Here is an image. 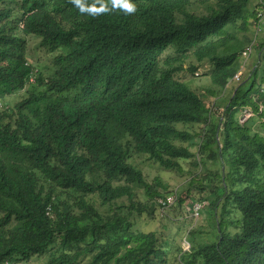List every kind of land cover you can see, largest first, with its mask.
Listing matches in <instances>:
<instances>
[{"label":"trees","instance_id":"16d2710c","mask_svg":"<svg viewBox=\"0 0 264 264\" xmlns=\"http://www.w3.org/2000/svg\"><path fill=\"white\" fill-rule=\"evenodd\" d=\"M260 1L82 0L108 9L92 16L0 0V264H264V33L242 57ZM32 36L55 53L43 68ZM191 57L208 89L176 77ZM161 171L186 179L171 190ZM174 191L208 202L215 241L140 229Z\"/></svg>","mask_w":264,"mask_h":264},{"label":"rangeland","instance_id":"374dc122","mask_svg":"<svg viewBox=\"0 0 264 264\" xmlns=\"http://www.w3.org/2000/svg\"><path fill=\"white\" fill-rule=\"evenodd\" d=\"M203 0H192L193 2V7L195 10L203 11ZM40 38L39 37H34L30 39L29 43V49L27 51L28 58L31 60L32 63L38 64L40 68H43L44 65H48L51 60H52V55L43 49L40 44ZM169 55L170 57H173L174 54L170 52V50L167 51L166 56ZM256 60V57H250L248 60L245 62V66L249 67V64L253 63ZM252 64V65H253ZM172 65L175 67H179L180 71L176 77L189 81L191 86L193 87H199L201 89H208L210 87V83L208 81V78L204 75L210 70L209 63L204 62L199 67L195 69V73H192V71H189V66L195 65L196 62L193 57L188 58L184 61H174L172 62ZM250 65V66H252ZM234 86V85H233ZM232 89V84L228 87V89L225 92V96L228 91ZM247 116L245 117L242 116L241 120L246 119ZM259 125V124H257ZM257 127V126H256ZM187 165V163H185ZM143 166L145 168L146 173L150 176L153 177L155 176L159 168L155 165L151 164H144ZM189 170V168H188ZM161 175L168 181V186L170 187L171 190L176 188L178 185H181L185 179L186 176L181 175L180 173H173V172H168V171H161ZM197 198V197H196ZM202 208L201 210L197 211L196 213L194 212V207L193 210H190L186 205H182L178 207L176 204H174L171 208L167 209L166 212L161 213V211H157L154 215V217H149L146 215H143L139 219V227L142 230L146 231H153V230H162L166 236H171L173 235L171 232V229L176 227L178 224L184 223L183 229L180 233L182 238L180 237L178 239L179 243H183V248L185 249L187 246L188 248L190 247V243L193 241L196 242H211L215 241L216 239V222H214L213 215L211 211L207 208L208 202L206 200L200 201ZM188 230H196V232L192 237L188 236ZM182 242V243H181ZM34 259L32 258L29 261H24L20 264H31Z\"/></svg>","mask_w":264,"mask_h":264},{"label":"built area","instance_id":"2783aa9c","mask_svg":"<svg viewBox=\"0 0 264 264\" xmlns=\"http://www.w3.org/2000/svg\"><path fill=\"white\" fill-rule=\"evenodd\" d=\"M260 2H261L260 10L257 13V17L259 19L256 22L255 31L252 40L250 41V44H248L242 51V57L244 58L245 62L252 56L253 49H255V47L258 46L259 36L261 35V33H264V0H261ZM245 62L243 66H245ZM249 115L250 113L246 112L245 117L246 116L248 117ZM175 201H176L175 191L167 196L158 198V203L162 210L170 208L175 203ZM200 208H201V204L196 203L194 207V212L196 213V210L199 211Z\"/></svg>","mask_w":264,"mask_h":264},{"label":"clouds","instance_id":"9594fccd","mask_svg":"<svg viewBox=\"0 0 264 264\" xmlns=\"http://www.w3.org/2000/svg\"><path fill=\"white\" fill-rule=\"evenodd\" d=\"M71 3L73 4L74 7H76L79 10V12L87 13L88 15H92V16L98 15L101 12L108 11V9L103 4L99 6H95L92 4L86 5L84 2H82V0H71ZM115 6H119L124 14H130L136 10V6L133 0H113V7ZM50 54L53 56L55 53H50Z\"/></svg>","mask_w":264,"mask_h":264}]
</instances>
